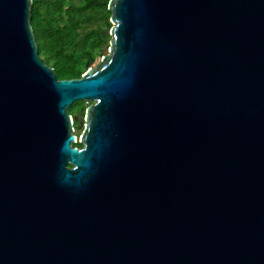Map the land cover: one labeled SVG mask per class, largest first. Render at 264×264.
<instances>
[{
	"label": "water",
	"instance_id": "water-1",
	"mask_svg": "<svg viewBox=\"0 0 264 264\" xmlns=\"http://www.w3.org/2000/svg\"><path fill=\"white\" fill-rule=\"evenodd\" d=\"M31 7L0 0V264H264V0H109L62 78Z\"/></svg>",
	"mask_w": 264,
	"mask_h": 264
},
{
	"label": "trees",
	"instance_id": "trees-1",
	"mask_svg": "<svg viewBox=\"0 0 264 264\" xmlns=\"http://www.w3.org/2000/svg\"><path fill=\"white\" fill-rule=\"evenodd\" d=\"M109 0H32L31 24L39 55L56 75L78 77L108 51L112 26ZM87 103L76 100L71 114L85 111ZM75 127L78 122L75 120ZM74 145L82 146L77 140Z\"/></svg>",
	"mask_w": 264,
	"mask_h": 264
},
{
	"label": "rangeland",
	"instance_id": "rangeland-1",
	"mask_svg": "<svg viewBox=\"0 0 264 264\" xmlns=\"http://www.w3.org/2000/svg\"><path fill=\"white\" fill-rule=\"evenodd\" d=\"M98 62L99 61L97 60L92 65H95ZM72 115H74V116L77 117V120L76 121L78 122V126L75 127V133H77V135L80 136L81 130H82V126H83V121H84V111L79 110L75 114H72ZM78 140H79V137H78Z\"/></svg>",
	"mask_w": 264,
	"mask_h": 264
}]
</instances>
